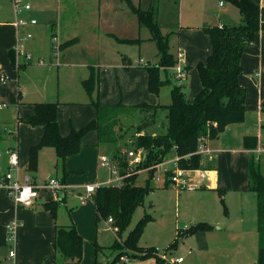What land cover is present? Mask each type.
<instances>
[{
  "label": "rangeland",
  "instance_id": "rangeland-1",
  "mask_svg": "<svg viewBox=\"0 0 264 264\" xmlns=\"http://www.w3.org/2000/svg\"><path fill=\"white\" fill-rule=\"evenodd\" d=\"M132 1L137 6L141 3L142 9H152L161 33L168 37L169 53L176 57L179 49L184 51L186 77L183 81L179 80L173 76L172 66L160 67L161 79H167L172 84L161 87L158 94L149 89L147 74V68L157 66L161 60L157 42L152 39L149 27L140 24L138 16L124 0H0V18L14 20L16 15H29L28 18L37 21L36 25L26 26L21 36L20 49L28 53L31 60L21 55L20 67L15 66L19 70L18 101L12 103L0 96V103L6 104L0 109V124L16 127L18 136L14 143L12 135L3 134L5 139L0 140V166L3 170L7 169L6 151L14 143L20 154V166L35 179L37 185L55 177L64 178L69 184L64 191L66 196L62 197L61 193L54 203V212L43 206L54 201L47 192L35 197V207L20 205L15 212L17 209L11 201L0 205L3 227L15 220L25 226L20 243V230L15 244L9 241L0 243V264H57L59 256L53 247L55 227L71 223L76 225L85 240L82 260L71 264H87L90 259V264H108L117 254L112 249L118 238L116 226L102 220L98 229L96 227L94 194L87 197L85 205L79 199L86 185L102 183L107 179V170L98 164V151L94 145L96 132H88L79 151L65 161L58 157L53 147L41 148L36 170H28L29 147L38 142L42 129L21 120L29 113L25 110H35L36 102H57L60 130L65 134L72 126L80 128L96 116L97 108L93 100L104 107H112L119 102L126 105L141 102L169 104L173 84H183L186 95L192 98L202 88L197 65L206 61L212 51L211 39L203 24L215 25L218 22L219 18L213 14L216 10L220 13L226 11L235 23L243 20L238 7L228 1H224L226 7H219V0ZM27 4L29 9H25ZM16 5L19 6L18 14ZM28 33L32 34V38L27 39ZM74 34L79 36V40L69 46L71 51L64 53L67 47L55 54V45L72 38ZM259 40L256 37L243 54L244 69L240 82L246 88L248 111L241 123L254 131L264 149V53L262 55L258 49ZM5 74L13 80L7 71ZM91 75L94 76V86L88 90L84 80ZM2 85L8 87L10 82ZM166 115L167 110L160 107L156 116L151 111H140L134 116L121 117V151L136 145L137 135L143 130L147 132L152 124L154 131L165 132ZM251 152L239 149L232 156L219 154L212 163L218 173L217 187L213 188L198 185L194 189H180L172 183L161 185L154 176L150 181L153 189L136 209L121 237L126 238L137 222L149 213L154 219L144 228L139 243L151 244L163 255L170 243H176L178 249H186V236H177V232L204 221L212 225L209 231L218 249L214 264H257V198L256 193L249 189L247 167ZM255 154L260 157L264 172V152L255 149ZM173 157L168 154L165 161ZM159 172L157 170L156 175ZM136 174L137 183L145 186L150 177L149 170L141 169ZM211 183L209 179L207 185ZM96 246H99L98 251ZM146 248L130 250V254H143ZM11 250L16 253L14 259H8Z\"/></svg>",
  "mask_w": 264,
  "mask_h": 264
},
{
  "label": "trees",
  "instance_id": "trees-1",
  "mask_svg": "<svg viewBox=\"0 0 264 264\" xmlns=\"http://www.w3.org/2000/svg\"><path fill=\"white\" fill-rule=\"evenodd\" d=\"M124 1L136 13L140 24L149 27L152 39L157 42L161 60L157 66H149L147 74L149 89L158 94L161 87L172 84L167 79H161L160 67L173 66L176 63L174 56L169 53L168 37L161 33L152 9H142L132 0ZM220 1H228L237 6L243 15V20L240 23L224 21L221 25L203 27L210 36L212 51L206 61H201L197 65L202 84L199 92L190 98L186 95L183 84H173L169 104L141 102L126 105L119 102L115 106L104 107L99 101L93 100L92 103L97 108L96 117L81 128L73 127L67 135H63L60 130L58 103L36 102L34 112L21 117L25 123L43 128L41 139L30 146L27 169L36 170L39 151L45 146L53 147L58 157L65 161L68 156L79 151L84 136L92 130L98 133L100 147L107 149L114 158L125 165V158L119 146V132L123 130L120 125L121 117L134 116L140 111H151L152 115H155L160 107L167 110L166 131L156 135L149 132L137 135L136 145L146 151V157L140 167H152L163 162L168 154L174 152L179 157V165L182 168H200L202 154L197 152L200 141L209 142L217 139L229 124L242 122L246 117L248 110L246 88L240 82L244 69L243 54L257 34L264 32V7L255 0ZM77 41L78 37H74L61 42L60 48L65 49ZM10 59L15 66L17 59L14 49L10 50ZM84 82L87 89L92 90L94 76L91 75ZM243 143L245 148L252 150L248 161L249 189L256 193L257 198L259 233L257 264H264V172L261 168V159L255 154L259 137L246 135ZM148 170L150 177L145 186L137 183V174L134 173L125 179L123 185H102L94 194L97 223L112 217V225L116 226L118 231V238L112 245V249L117 254L108 264H117L122 255H130V250L143 249L139 242L144 228L154 219L151 214L146 213L126 238L123 239L121 233L128 227L134 212L144 203L146 195L153 189L150 181L155 176V167ZM62 180L65 181L64 178ZM55 202L54 200L44 203V206L54 212ZM211 228V224L199 221L184 228V231L179 230L177 236L185 231L195 234ZM173 245L174 243L169 247ZM53 247L63 261H80L84 253V238L74 224L58 225ZM96 247L98 251L99 246ZM156 249V247H147L142 257L157 255Z\"/></svg>",
  "mask_w": 264,
  "mask_h": 264
},
{
  "label": "crops",
  "instance_id": "crops-1",
  "mask_svg": "<svg viewBox=\"0 0 264 264\" xmlns=\"http://www.w3.org/2000/svg\"><path fill=\"white\" fill-rule=\"evenodd\" d=\"M255 1L257 3H259L260 6L264 7V0H255ZM139 5L141 6V3H139ZM219 7H226V4L224 3L223 6L220 5V0H219ZM218 11H219V15H216L215 11H213V14L219 18L218 22L215 23V25H221L224 22L220 17V14H221L220 10H218ZM224 13L227 14L226 11ZM24 17L26 19L31 18V17L28 18L29 15L24 16ZM229 18H230L229 19L230 22L235 23V20H233L230 15H229ZM15 21H16V18L14 20L13 19L0 18V96H4L3 98L9 100L12 103L15 101H18V95L19 94L17 95V92H18V82L19 81L17 78V76H18L17 71H19V70L15 69V66L20 67V65L16 64L14 66L12 64L11 59H10V50L14 49V51H15L17 46L21 45V36H22V33H24L25 28H26V27H18L16 25ZM205 25H212V24L205 23V24H203V27ZM31 26H33V25H31ZM74 37H78V40H79V36H77L76 34H74V36L72 38H74ZM256 37L260 38V40L258 41L257 44H258V49L260 50L261 54L263 55V53H264V32H259ZM69 39H71V38H68L66 40H69ZM66 40H64V41H66ZM70 49L71 48L68 47L67 49H65L66 51L64 50V53L65 52L69 53L71 51ZM174 58L176 59V57H174ZM19 60H20V56H19ZM243 65H244V63H243ZM6 71L9 73V75H11L13 77V80H11V78L5 74ZM8 82H10V86L4 87L2 85V84H7ZM0 105H1L0 109L6 107L5 103L4 104L0 103ZM18 106H20V105H18ZM25 111L29 112V113L25 114V115H27V114L33 113L32 111H34V110H31L30 108H28ZM96 115H97V113H96ZM260 115H261V113H260V107H259V121L262 119V115L261 116ZM155 116H156V114H155ZM155 119H156V117H155ZM163 124H164V122H163ZM39 127H41V126H39ZM164 127H165L164 129H166V126H164ZM72 128H73V126L71 127V129ZM41 129H42V133H43V128L41 127ZM71 129L69 130V132H67L65 134L62 133V131H61V133L63 135H67L70 133ZM151 129H152V131L150 132L149 130H151ZM92 131L96 132V140L94 142V145L97 147V151H98V164H99L100 168H103L100 165V156L103 154L113 156V154L109 153L107 151V149H105L104 147H100V145L98 144V140H99L98 133L96 130H92ZM146 131L153 134V135L164 133V132L158 133V132L154 131L153 130V124L150 125V127L148 129H146ZM144 132H145V130H143V132H141V134ZM7 133L12 135L13 142L15 143V141L18 138L17 128L10 125V124H0V140L5 139L3 134H7ZM42 133H41V137H42ZM246 135H256V134L254 133L253 130H249L248 128H246V125H243V123H241V122L232 123L226 127V129L223 131V133L220 135L219 138L211 140L209 142H206L207 145L211 148L212 152L208 153L210 155L206 154L202 158V161H201L202 169L206 170V177L202 179L200 187H203V188L217 187L216 177H218V173H217V170L213 166L212 163L214 161H216L217 156L219 154L221 155L223 153H227L229 156H232L234 154L235 150L240 149V150L252 151V150L244 147L243 138ZM41 137L39 138V140L41 139ZM215 140H216V143H215ZM241 142L243 143V147L240 148ZM14 143L11 144L9 146V148H15L16 144H14ZM33 144H35V143H33ZM33 144H31V145H33ZM233 146H238V148L235 149ZM258 148L263 149L261 144H260V140H259ZM258 148H256V149H258ZM8 149H7V151H8ZM29 149H30V147H29ZM7 151H6V157H7L8 163H7V169L6 170H8L9 166H10ZM18 153H19V151H18ZM215 153H216V155L214 157H209V156L214 155ZM172 156H175L174 152H171L169 154V157H172ZM19 160H20V154H19ZM247 167H248V162H247ZM22 169L25 171L24 168H22ZM6 170H3V168H1V166H0V173L5 172ZM108 177H109V175L107 172V179H108ZM31 178H32L33 182L36 184L35 179H33L32 176H31ZM107 179L104 182H106ZM209 179L212 181L210 186L207 185ZM248 181H249V176H248ZM64 182L66 183V180ZM104 182H102V183H104ZM96 183L99 184L98 182H96ZM96 183H94V184H96ZM170 184L171 183H169V182L165 183V185H167V186ZM161 185H164V184H161ZM68 188H69V184L66 183V189L60 191V194L63 193L62 197L66 196L65 192ZM43 192H47L53 197L52 193L49 190H45V189L40 190L39 194L41 195ZM84 192H85V188H84ZM84 192L79 195V199H80L81 195H84ZM10 201L14 203L15 208L17 209V210H15V212L18 211V207H20L21 204L15 203L5 192L0 193V205L4 204V202H10ZM80 202L82 205H85L87 202V197H86L84 202H82L80 199ZM36 205L37 204L35 203L33 206L35 207ZM9 211L10 210H8L7 212H9ZM94 213H95V224H96V227L98 229L99 224L97 223V220H96L97 211H96L95 202H94ZM71 224H74V223H71ZM62 225H69V224H62ZM20 227H22L21 222H19V225L17 227V232H16L15 238L12 240H9L8 239V228H7V226L3 227L1 225V222H0V243L6 244V242L9 241V242L15 244L17 241L18 230H20L19 238H18V243H20V237L22 235L21 232L25 229V226L22 227L21 229H19ZM75 227H76V225H75ZM76 229H77V227H76ZM77 231L79 232L78 229H77ZM54 233H56V227H55ZM81 235H83V234H81ZM183 235L186 236V239H185L186 242L184 244L186 245V243H188V247H186V249H185V247H181L180 249H178L177 244H174L173 246L169 247V245L172 244V243H170L169 245H167V247H165L166 253H164V254H169V255H173V256H177V257H179V256L183 257V261L179 262L177 264H214L215 263L214 261H215L216 251H218V249H216V244H215L216 241L212 238L213 234L209 230L208 231H198L195 234H191V233H188L185 231V232H183ZM54 236H55V234H54ZM139 244L143 248L144 247H155L151 244H145V245H143L142 243H139ZM84 246H85V240H84ZM132 254L133 253L130 254V256H132V259L128 263H124L123 261H121V259H119L117 264H165L164 260L160 257L161 254L159 252H157V255L154 254L153 256H147V257H142V254H134V255H132ZM83 255H84V253H83ZM124 255H129V254H124ZM15 257H16V253L13 256H11L10 252H9L8 259H14ZM158 257L160 258V260ZM58 259H59V262L57 264H71L70 262H74V261H63L62 258H60V257H58ZM91 261H92V259L88 260L87 264L88 263L90 264Z\"/></svg>",
  "mask_w": 264,
  "mask_h": 264
},
{
  "label": "built area",
  "instance_id": "built-area-1",
  "mask_svg": "<svg viewBox=\"0 0 264 264\" xmlns=\"http://www.w3.org/2000/svg\"><path fill=\"white\" fill-rule=\"evenodd\" d=\"M220 5H224V1H220ZM19 6L16 5V13L18 14ZM30 6L27 4L25 9H29ZM16 25L18 27H26L37 24L35 18L26 19L25 17L16 16ZM32 38V34H27V39ZM60 44L55 45V54L61 51ZM17 64L20 65L19 56L23 55L27 60H31V56L20 49L18 45L15 49ZM184 51L179 49L176 56V63L172 66L173 76L179 80L186 77L187 70L183 65ZM141 62L143 60L141 59ZM5 80V79H4ZM1 107V105H0ZM198 153L206 155L212 152L211 148L203 140L200 141L198 146ZM258 152H264V149L258 148ZM9 158V169L3 173H0V193L5 192L15 203L21 204L23 206L31 207L35 204V197L39 195L40 190H49L55 201L60 198V191L66 189V183L60 178H49L45 181L43 185H37L33 182L31 176L26 174L22 167L20 166L19 153L17 148H9L8 151ZM123 156L125 158V165H122L120 160L114 158L112 155L103 154L100 156V165L107 170L108 179L104 183L99 184H88L85 186L84 195H81L80 199L82 202L85 201L86 197L91 194H95L96 190L102 185H113L121 186L124 184L125 179L137 173L141 169H149L155 167V177L157 181L162 184L166 182L177 185L180 189H194L196 186L200 185L202 179L206 177V170L200 168L186 169L179 165V157L175 155L172 159L164 160L161 163L155 164L149 168H141L140 165L143 163L146 157V151L144 148L134 145L133 147L123 151ZM141 168V169H140ZM160 171L156 175V171ZM108 221L112 224L113 218L109 217ZM19 225L18 221H14L7 225L8 228V239L12 240L16 236L17 227ZM158 252V248L156 249ZM15 254L14 250L10 251V255ZM160 257L164 260L165 264H177L183 261V257H177L169 254H164ZM121 261L128 263L132 256L122 255L120 257Z\"/></svg>",
  "mask_w": 264,
  "mask_h": 264
},
{
  "label": "water",
  "instance_id": "water-1",
  "mask_svg": "<svg viewBox=\"0 0 264 264\" xmlns=\"http://www.w3.org/2000/svg\"><path fill=\"white\" fill-rule=\"evenodd\" d=\"M215 14H216V15H219V11H218V10L215 11ZM220 17L222 18L223 21H229V19H230V18H229V15H228V14H225V13H221V14H220Z\"/></svg>",
  "mask_w": 264,
  "mask_h": 264
}]
</instances>
